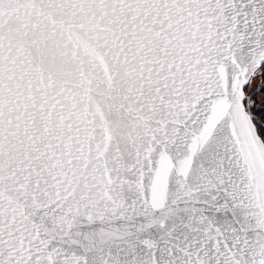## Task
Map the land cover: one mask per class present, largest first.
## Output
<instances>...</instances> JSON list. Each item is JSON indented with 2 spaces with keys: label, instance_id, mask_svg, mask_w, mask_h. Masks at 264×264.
<instances>
[{
  "label": "snow or ice",
  "instance_id": "6c2138e0",
  "mask_svg": "<svg viewBox=\"0 0 264 264\" xmlns=\"http://www.w3.org/2000/svg\"><path fill=\"white\" fill-rule=\"evenodd\" d=\"M0 264H264V0H0Z\"/></svg>",
  "mask_w": 264,
  "mask_h": 264
}]
</instances>
